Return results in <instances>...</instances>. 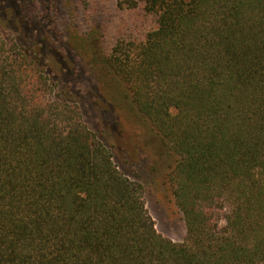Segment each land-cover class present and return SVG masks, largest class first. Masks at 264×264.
Listing matches in <instances>:
<instances>
[{
    "label": "trees",
    "instance_id": "obj_1",
    "mask_svg": "<svg viewBox=\"0 0 264 264\" xmlns=\"http://www.w3.org/2000/svg\"><path fill=\"white\" fill-rule=\"evenodd\" d=\"M28 1L0 8V264H264V0H117L151 28L68 45L151 123L182 241L89 125L81 72L24 31Z\"/></svg>",
    "mask_w": 264,
    "mask_h": 264
},
{
    "label": "rangeland",
    "instance_id": "obj_2",
    "mask_svg": "<svg viewBox=\"0 0 264 264\" xmlns=\"http://www.w3.org/2000/svg\"><path fill=\"white\" fill-rule=\"evenodd\" d=\"M29 1L25 6L24 31L43 38L45 56L53 71L60 74L62 68L68 67L81 72L82 79L72 81L71 86L80 89L89 125L104 135L119 169L145 186L146 207L158 232L182 241L186 234L183 214L164 180L173 162L164 153L151 123L129 101L123 85L115 86L112 82L110 86L101 69L88 74L86 55H81L82 51L76 54L69 47L93 28L101 29L110 46L126 33L142 35L151 28L152 21H144L139 13L120 9L117 0H72L70 4L67 0ZM20 2L0 0V8L15 10L22 6ZM102 74L106 79L103 80ZM109 88L114 90L109 92Z\"/></svg>",
    "mask_w": 264,
    "mask_h": 264
}]
</instances>
